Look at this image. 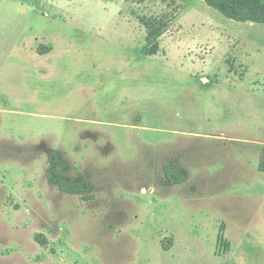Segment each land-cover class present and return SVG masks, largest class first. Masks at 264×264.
<instances>
[{"label":"rangeland","instance_id":"374dc122","mask_svg":"<svg viewBox=\"0 0 264 264\" xmlns=\"http://www.w3.org/2000/svg\"><path fill=\"white\" fill-rule=\"evenodd\" d=\"M263 148L264 23L205 0H0V264H264ZM56 155L94 200L48 181Z\"/></svg>","mask_w":264,"mask_h":264},{"label":"trees","instance_id":"16d2710c","mask_svg":"<svg viewBox=\"0 0 264 264\" xmlns=\"http://www.w3.org/2000/svg\"><path fill=\"white\" fill-rule=\"evenodd\" d=\"M205 2L228 19L238 22L264 23V0H205ZM147 28L149 29L148 41L150 42V47H145L142 53L145 56H155L159 51L160 27H153L151 24ZM50 51L51 48L49 47L38 49V52L42 55ZM258 169L264 173V148L260 155ZM164 175L166 181L171 185L182 184L189 178L188 171L179 164L167 165L164 168ZM46 178L62 193L80 196L85 202L95 199L94 194H92V184L85 178H75L71 167L58 155L53 157L50 168L46 173ZM221 232L219 234V242L224 239ZM163 248L166 251L170 249L169 245L165 244Z\"/></svg>","mask_w":264,"mask_h":264}]
</instances>
